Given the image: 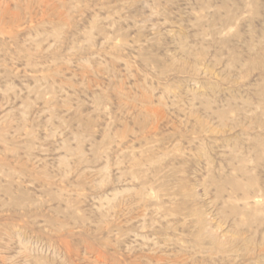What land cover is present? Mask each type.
<instances>
[{"label":"rangeland","instance_id":"374dc122","mask_svg":"<svg viewBox=\"0 0 264 264\" xmlns=\"http://www.w3.org/2000/svg\"><path fill=\"white\" fill-rule=\"evenodd\" d=\"M0 264H264V0H0Z\"/></svg>","mask_w":264,"mask_h":264}]
</instances>
